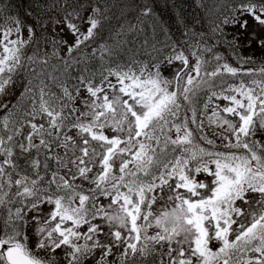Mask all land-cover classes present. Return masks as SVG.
<instances>
[{"label": "snow or ice", "instance_id": "obj_1", "mask_svg": "<svg viewBox=\"0 0 264 264\" xmlns=\"http://www.w3.org/2000/svg\"><path fill=\"white\" fill-rule=\"evenodd\" d=\"M0 264H264V0H0Z\"/></svg>", "mask_w": 264, "mask_h": 264}]
</instances>
